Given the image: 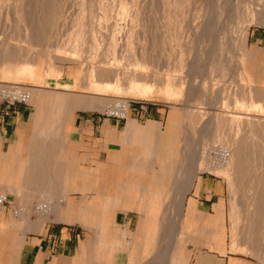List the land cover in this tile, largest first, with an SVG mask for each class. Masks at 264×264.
I'll return each mask as SVG.
<instances>
[{
    "label": "rangeland",
    "instance_id": "1",
    "mask_svg": "<svg viewBox=\"0 0 264 264\" xmlns=\"http://www.w3.org/2000/svg\"><path fill=\"white\" fill-rule=\"evenodd\" d=\"M263 3L264 0H0L1 114L6 109L5 98L17 96H5L8 89L55 91L61 93L66 105L77 98L84 102L97 99L107 105L124 100L129 116H144L148 109L150 115L163 119L164 139L174 146L170 154L180 158L182 167L191 161L188 146L193 144L200 167L218 158V148L228 144L226 141L237 137L254 144V149H246L249 152L245 161L249 162L242 167L240 181L234 182L231 169L226 167L198 172L228 183L232 234L247 237L248 228H254V244L258 247L264 243V148L258 146L264 142V130L256 124L264 122V108L252 105L247 91L252 89L255 95V91L264 90ZM23 62L32 65V72L18 75L15 71ZM102 70L118 72L120 84L115 86L112 76L104 80L112 85L100 82ZM174 82H184L174 89L175 94L170 88ZM188 90L194 93L189 104L195 114L185 121L182 107ZM18 104L34 110L36 106L30 102ZM53 104L56 105L53 101L46 103L50 110ZM67 111L68 106H62L56 113L58 117L51 121H70L73 116L119 121L128 118L98 105L77 107L69 116ZM229 116L240 118L234 122ZM211 118H221L220 123H215L219 126L216 149L206 131ZM248 121L252 122L251 131L244 126ZM252 153L255 162L251 160Z\"/></svg>",
    "mask_w": 264,
    "mask_h": 264
},
{
    "label": "crops",
    "instance_id": "2",
    "mask_svg": "<svg viewBox=\"0 0 264 264\" xmlns=\"http://www.w3.org/2000/svg\"><path fill=\"white\" fill-rule=\"evenodd\" d=\"M33 108L0 106V264H264V243L232 234L228 183L198 172L189 185L162 150L160 116L51 122ZM43 187L58 206L47 215Z\"/></svg>",
    "mask_w": 264,
    "mask_h": 264
},
{
    "label": "bare ground",
    "instance_id": "3",
    "mask_svg": "<svg viewBox=\"0 0 264 264\" xmlns=\"http://www.w3.org/2000/svg\"><path fill=\"white\" fill-rule=\"evenodd\" d=\"M261 1V0H259ZM264 5V3H263ZM263 7V6H262ZM258 8V7H257ZM34 23V22H33ZM261 23V22H260ZM262 24H264V20H262ZM69 31V30H68ZM246 37L244 38V43L246 44ZM198 42V41H197ZM1 50V49H0ZM3 52V51H2ZM28 54V53H27ZM30 55V54H29ZM28 56V55H27ZM1 58V57H0ZM28 58V57H27ZM2 59V58H1ZM30 59V58H29ZM32 60V59H31ZM4 63V62H3ZM2 63V65H3ZM5 65V64H4ZM218 65V64H217ZM32 66V65H31ZM30 66L29 63L27 62H23L22 64H18V69L15 71L18 75L19 74H24V73H29V72H32L31 69H33L32 67ZM4 67V66H3ZM1 68V67H0ZM7 74V73H6ZM100 77L103 79L102 81L100 82H103L104 80H106L109 76H112L114 79H115V82H114V85L117 86L120 84V75L118 72L116 71H109V70H102L100 71L99 73ZM99 81V80H98ZM106 83L107 86H110L112 85L109 81H104ZM175 83V84H174ZM173 84H171L173 87H170L172 90H173V93L175 94V90H178V87L180 85H182V83L184 82H181V83H176L174 82ZM241 86V85H240ZM245 87V86H244ZM175 89V90H174ZM244 89V88H243ZM101 91V90H100ZM249 93V96H251V98L253 99L252 100V105H254L255 107L257 108H260V109H263L264 108V104L261 106V103L259 101H264V90L263 91H255V95H254V91L252 89H249V91H247ZM247 93V94H248ZM5 96H9V95H17V96H20V97H27L28 99V102L30 103H33L37 106L38 108V115H45V116H49V118H51L50 120H52V117H58V115L56 114L60 108L62 106H68V109H69V112L67 111L66 112V115H70L71 111L74 110L75 108L77 107H80V106H84V107H88V108H91V107H94L95 105H98V107L100 109H108L110 112H116L117 114L119 115H123L122 117L124 116H127L128 114V111H129V106L127 104L126 101L124 100H121L120 102H111L109 103L108 105L105 104L103 101H100V100H97V99H90L88 100L87 102H84V100L80 99V98H77L76 100L74 101H71L69 102V105H66V102H64V100L62 99V95L61 93H58V92H46L45 90L39 88V89H25L24 91H21V90H18V91H11V90H6L4 91L3 93ZM193 91H190L188 90L186 92V104L182 107L183 108V111H184V120L186 121V119H189V117H192L194 116V110L191 108L193 107L190 103V99L189 97H191L193 95ZM67 96V95H65ZM254 96L256 98H254ZM68 97V96H67ZM254 99H256V102H254ZM67 100V99H66ZM207 100V99H206ZM54 102L56 103L53 104L55 106L51 107V110L50 108L48 107V105H46V103H49V102ZM235 103H238V101H235ZM62 105V106H61ZM107 105V106H106ZM35 106V107H36ZM41 117V116H40ZM72 117V116H71ZM172 117V116H171ZM213 117V116H212ZM231 117L230 120H233L235 122L236 118L239 119L240 117H235V116H229ZM48 118V119H49ZM173 118H177L175 117V115L173 114ZM210 118V116H209ZM208 118V119H209ZM57 119V118H56ZM171 119V118H170ZM212 120L210 121V124L208 125L207 127V132L209 133V135L211 136V146L214 148L216 147L214 145V142L216 141L215 138L218 136L217 133L219 132V126L216 127L215 123L221 121L220 119L217 120V119H213L211 118ZM65 121H67L66 119H64ZM227 121H229V119H227ZM240 121V120H239ZM52 122V121H51ZM172 122V121H171ZM55 123V122H54ZM53 123V124H54ZM178 123V122H177ZM204 123V122H203ZM202 123V125H203ZM220 123V122H219ZM50 123V125H53ZM173 124H175V120L173 122ZM254 124H255V121H254ZM49 125V124H48ZM49 125V126H50ZM170 125V124H169ZM178 125V124H177ZM257 128L259 129H262L264 130V122L262 121H258V123L256 124ZM47 126V128L49 127ZM207 126V125H206ZM241 126V124H240ZM244 126H246L247 129H249V131H251V126H252V122L251 121H248L246 124H244ZM51 128V126L49 127ZM48 128V129H49ZM52 128H54V126H52ZM170 128V127H169ZM173 128V127H172ZM200 128V127H199ZM202 129V128H201ZM206 129V127H205ZM50 131V130H49ZM200 131V130H199ZM166 136V135H165ZM169 136V135H168ZM172 137V136H171ZM174 137V136H173ZM174 139V138H173ZM163 140V139H162ZM172 140V139H171ZM179 141V140H178ZM228 144H226L225 146H219V150L220 152H218V158H214V160H211L210 162H206V165H202L201 164V167L199 166L198 162H197V148L194 147V144L193 146H188V148L190 149V163L189 165L187 166V170L184 174V177L186 178V180H188L189 182V185L191 184V181L193 180V178L196 176V174L198 173V170H213L214 168L217 169L216 167L217 166H220V167H226V169L228 170L229 168L231 169V175L234 176V182L236 181H240L241 180V171H242V167L244 165H246L247 162H249V160H246L245 161V157L248 155L247 152L249 151H246V149H249L250 150V147L252 146L253 149H254V144H250L249 142H245L244 140L241 141V139L239 138H234L232 139L231 141H226ZM182 144V143H181ZM187 144V142H186ZM189 145V144H188ZM186 146V145H185ZM257 146V145H256ZM260 148H264V142H262L261 144L258 145ZM174 146L171 145V143H169V140L168 139H164L163 140V144H162V150H164V152L166 153L167 152H170L172 150H174L175 148H172ZM172 149V150H171ZM216 149V148H215ZM184 150V149H183ZM212 151V150H211ZM192 153V154H191ZM213 155L215 154L214 152H212ZM189 154V153H188ZM180 157H181V154H180ZM167 160V159H166ZM174 164H181V160L180 158H173L172 159ZM251 160H253V162L257 161L255 160L254 161V153H252V158ZM188 161V160H187ZM204 161V160H203ZM252 162V161H250ZM239 167V168H237ZM219 168V167H218ZM237 168V171L236 169ZM223 170V169H222ZM9 174V173H8ZM25 174V173H24ZM27 177H32L34 182L35 183H40L42 180H43V176L46 178L45 181L50 183L52 180H53V172H42V171H35V172H27L26 173ZM8 178L6 177V179H10L9 178V175H7ZM245 176V175H244ZM26 177V180L28 179ZM4 178V177H3ZM5 179V178H4ZM1 183V182H0ZM73 184V183H72ZM71 184V185H72ZM188 185V184H187ZM47 188V187H46ZM33 191H37L36 187L33 189ZM47 192V189H45L43 187L42 189V193L41 194V199L39 201V203H41L39 205V213L40 215H47L51 212H54V211H57L58 209V206L55 205L52 201L51 198H49V195L46 194ZM18 193L20 194V196H22L23 198L25 199H30V193L28 192V189L26 187H23V188H20ZM32 196V195H31ZM67 196V195H66ZM69 196V194H68ZM182 197H184L182 195ZM179 198V197H178ZM66 199V198H65ZM55 201V200H54ZM178 202V201H176ZM50 203V204H49ZM176 204V203H175ZM182 206H184L183 204V198H180L179 200V203L177 204V210L180 212L182 210ZM26 207V205H25ZM23 207V209L20 211V214L21 215H25L28 213V209ZM234 208H236V203L234 202ZM236 214H238V211H234ZM178 213V212H177ZM178 227H179V223L178 222H173V225H172V228L173 229H176L178 230ZM180 229V228H179ZM249 229V233L250 235L247 236L248 238H251L253 239L254 238V228L251 229V228H248ZM172 231V230H171ZM175 232V230H174ZM176 236L177 233H175ZM174 237V236H173ZM171 239V237H169ZM168 238V240H169ZM173 243V241H171ZM170 243V242H169ZM168 243V245H169ZM263 254V253H262Z\"/></svg>",
    "mask_w": 264,
    "mask_h": 264
},
{
    "label": "built area",
    "instance_id": "4",
    "mask_svg": "<svg viewBox=\"0 0 264 264\" xmlns=\"http://www.w3.org/2000/svg\"><path fill=\"white\" fill-rule=\"evenodd\" d=\"M16 103H25V104H28V99L27 97H17V96H13V99H9L8 97L5 98V107L7 109H10L12 106L16 105ZM8 201L5 197H0V204L1 205H4V204H7Z\"/></svg>",
    "mask_w": 264,
    "mask_h": 264
}]
</instances>
